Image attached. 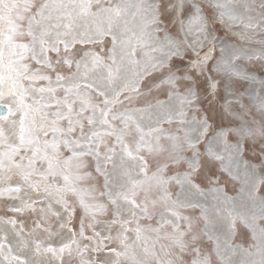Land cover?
<instances>
[{
    "label": "snow or ice",
    "instance_id": "snow-or-ice-1",
    "mask_svg": "<svg viewBox=\"0 0 264 264\" xmlns=\"http://www.w3.org/2000/svg\"><path fill=\"white\" fill-rule=\"evenodd\" d=\"M0 264H264V0H0Z\"/></svg>",
    "mask_w": 264,
    "mask_h": 264
}]
</instances>
